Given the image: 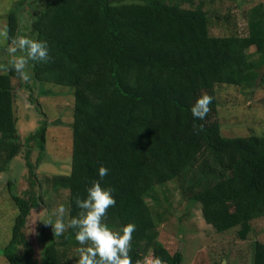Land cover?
I'll return each instance as SVG.
<instances>
[{
	"label": "trees",
	"instance_id": "16d2710c",
	"mask_svg": "<svg viewBox=\"0 0 264 264\" xmlns=\"http://www.w3.org/2000/svg\"><path fill=\"white\" fill-rule=\"evenodd\" d=\"M5 18L10 38L27 35L49 44L48 61L27 63L28 80L74 91L71 173L54 179L69 190L68 222L81 211L76 198H85L99 180L116 199L103 222L116 231L136 225L131 264L149 255L153 263L183 264V252L172 253L158 230L170 200L160 192L177 182L184 199L187 194L201 205L208 224L219 231L237 226L238 236L248 238L252 221L264 217V135L224 136L214 89L245 92L257 85L264 68V2L248 11L244 34L226 18L234 31L227 36L211 35L212 20L221 17L205 0H19ZM7 47L0 55V173L22 143L13 81L23 86L25 80ZM203 94L213 99L201 120L191 107ZM46 128L45 122L38 131L43 139ZM101 166L109 169L103 178ZM12 198L19 214L2 250L8 264H76L79 249L91 242L81 245L68 226L46 238L36 259L24 228L37 202ZM253 264H264L260 241Z\"/></svg>",
	"mask_w": 264,
	"mask_h": 264
},
{
	"label": "rangeland",
	"instance_id": "374dc122",
	"mask_svg": "<svg viewBox=\"0 0 264 264\" xmlns=\"http://www.w3.org/2000/svg\"><path fill=\"white\" fill-rule=\"evenodd\" d=\"M17 1L0 0V30L7 29L5 17ZM205 1L212 15L221 17L212 20L211 35L215 36H227L234 32L233 25L225 22L226 18H230V23L237 24L239 33L244 34L248 11L264 2ZM7 45L8 39L0 38V55ZM16 55L20 56L19 53ZM1 60L4 59L0 58V73L5 69ZM28 73L31 74V70ZM13 84L16 89L14 109L22 143L19 155L6 171L0 173V264H8L2 250L12 238L19 214L13 193L23 198L32 196L37 202L38 206L31 210L27 219L24 233L38 260L43 256L46 238L56 237L52 225L45 224L44 220L52 219L54 222L61 205L65 209L63 218L66 225L69 219V190L61 182L55 184L54 179L71 173L74 91L31 79L23 86L17 79ZM214 91L218 104L217 118L224 136L264 135V70L253 89L243 92L236 86L222 85L215 87ZM31 97L37 103L33 104L29 100ZM45 122L47 128L43 139V134L38 131ZM31 136L34 137L27 141L26 138ZM161 191L160 196L165 194L170 200L163 205V210H168H165L158 227L159 238L172 253L177 250L183 252V264H253L254 243H264V217L252 221L253 231L246 240H242L237 226L219 231L208 224L201 205L191 202L187 194L184 199L177 182L168 183ZM139 264H154L152 256Z\"/></svg>",
	"mask_w": 264,
	"mask_h": 264
},
{
	"label": "clouds",
	"instance_id": "9594fccd",
	"mask_svg": "<svg viewBox=\"0 0 264 264\" xmlns=\"http://www.w3.org/2000/svg\"><path fill=\"white\" fill-rule=\"evenodd\" d=\"M0 38L10 39L6 51L11 56L15 72L25 81L30 78L25 70L29 61L46 62L50 59L49 44L45 40L33 39L27 35L10 38L6 30H0ZM18 51L23 55L17 56ZM212 99L210 95H201L191 107L192 116L204 119L210 111ZM108 171L107 167L101 166L98 170L99 177H105ZM75 203L81 211L70 219L68 225L63 218V205L57 209L54 222L52 219L44 222L52 225L55 236L62 235L66 227L70 226L75 232L76 241L81 245L91 242L90 246L79 249L76 264H131L130 242L136 225L128 223L116 231L103 222L108 208L116 204L112 190L103 187L99 180L94 181L88 187L86 197H77ZM154 264H162V261L157 258Z\"/></svg>",
	"mask_w": 264,
	"mask_h": 264
},
{
	"label": "water",
	"instance_id": "95a60500",
	"mask_svg": "<svg viewBox=\"0 0 264 264\" xmlns=\"http://www.w3.org/2000/svg\"><path fill=\"white\" fill-rule=\"evenodd\" d=\"M263 70H264V68H263Z\"/></svg>",
	"mask_w": 264,
	"mask_h": 264
}]
</instances>
